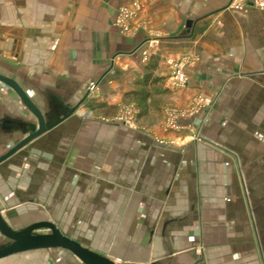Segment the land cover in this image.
I'll list each match as a JSON object with an SVG mask.
<instances>
[{"label": "crops", "instance_id": "obj_1", "mask_svg": "<svg viewBox=\"0 0 264 264\" xmlns=\"http://www.w3.org/2000/svg\"><path fill=\"white\" fill-rule=\"evenodd\" d=\"M124 1L0 0V75L19 84L39 110L47 109V102L56 106L61 103L59 109L72 108L87 98L90 83L97 84L95 96L102 105L115 107L125 99L124 94L133 91L134 78L142 73L140 53L146 38L150 53L159 55V76L166 75L167 61L195 54L196 60L186 70V93H203L216 105L230 98L238 107L245 103L253 106L255 111L249 115V121L254 123L250 122L249 134H264V130H259V123L264 120V11L250 6L235 10L229 7L232 0H147L148 32L126 37L113 25L116 10ZM188 22L190 29L186 32ZM27 125V109L11 89L0 84V155L23 138L18 139V135ZM109 127L96 135L79 133V141L93 138L95 143H80L81 154L75 148L73 156L64 158V164L72 168L66 166L62 172L67 177L62 190L78 195L74 203L78 207L63 203L66 212L93 209L94 226L101 227L97 232L113 231L115 255L125 256L133 264L159 259L164 264L262 263V250L257 243L253 252L248 245L242 246V259L233 257L229 262L218 249L222 246L213 245L209 237L213 235L212 221L209 223L212 219L205 216L202 208L194 206L199 199L196 202L191 195L190 184L197 181L195 172H199L194 159L196 150H148L144 146L135 152L116 153L114 129ZM233 133L239 138L242 129L239 127ZM102 141L104 152H99L102 144L98 143ZM89 147L90 154H85L83 149ZM28 148L29 144L0 164V187L10 189L3 191L0 201L11 205L12 201L27 197L26 193L32 190L31 175L39 178L38 173L45 176V196L54 195L51 161L41 165L37 158H30ZM21 154V162L17 158L13 160L17 165H7ZM18 177L10 183L11 178ZM130 183H140V189L152 199L141 202L127 196L123 200L119 194L121 186L129 187ZM164 191L168 192L167 197ZM14 205H19L14 213L24 209L19 203ZM29 205L35 207L33 202ZM53 206L52 200L46 201L48 210L53 212ZM244 213L236 224L247 220ZM201 240L211 243L204 258H198L193 249ZM214 254L218 260L213 259ZM19 255L0 259V264L20 262L10 261ZM31 258L37 255L24 257Z\"/></svg>", "mask_w": 264, "mask_h": 264}, {"label": "rangeland", "instance_id": "obj_2", "mask_svg": "<svg viewBox=\"0 0 264 264\" xmlns=\"http://www.w3.org/2000/svg\"><path fill=\"white\" fill-rule=\"evenodd\" d=\"M132 1L125 0L117 8L114 16V27L119 30L120 34L126 37L148 32L150 21L145 10L147 0H140V11L132 16V19L128 22L130 30L128 32L122 31L121 26L119 25V27L117 24V16L119 10L123 7H130ZM148 41H146V38L144 39L143 46L145 48L140 55L143 52H147L150 56L156 55L159 57L157 53H150V43ZM195 60L196 55L191 53L180 57V59L165 63L167 67L165 70L166 75L161 77H166L163 88L167 92L153 98V101L148 103V113L141 119L137 117L140 113L137 106L125 99H122L118 106L113 107L114 109H110L109 107L111 106L106 103H104L106 105L104 109L99 110L96 108L102 105V103L95 96L97 84L90 83L87 88V98L79 104L70 119L58 125V127L43 135V137L29 143L30 158H37L41 165H44V162L50 164L51 161L53 170L51 176L54 179L52 192H54V195L50 198L45 196V176L38 173L39 178H35L31 175L32 190L29 192L26 190L27 197L14 200L11 202V205L7 201H0V205H3L1 213L3 212L2 216L5 222L13 230H21L30 225V223L36 222L37 219L39 221L46 220L53 223L60 233L76 242L78 241L88 250L97 252L111 259L116 264H133L127 261L125 256L119 257L115 255L113 242L115 234L112 233L113 231L105 234L97 232V229L101 227L97 228L94 226L96 221L93 209H84L82 211L76 209V212H66L64 210V202H67L66 205L73 203L75 207H78L75 205L78 195H70V191L66 190L63 193L64 191L62 190V186H66L67 184V177L62 172L64 173L66 166L69 170L72 168L64 164V158H68L69 155L73 156L75 148L79 149V153L81 154L82 151L80 150L82 148L80 143L90 144V141L95 143L93 138L79 141L77 139L79 133L85 132L88 134L87 136L90 133L96 135L105 131L110 126L109 128L114 129L113 142L115 143L114 152L116 153H121V151L135 152L143 149L144 146L148 150H196L194 159L196 164H198L199 172H195L197 181L190 184L191 191H193L191 195L196 197L194 201L197 202L199 199V204H194V206L202 208L204 213L206 212L205 216H210L212 219L209 223L212 221L211 228H213V235L209 237H211L213 245L218 244L217 247L222 246L218 249L222 251V257H225L229 262V259L231 260L233 257L242 259L243 248L247 245L251 252H253L254 248L252 247L257 243L262 250L261 264H264V134L257 136V133H255L256 137L249 134V128H251L250 122L254 123V120L249 121V115L255 111L253 106L245 103L244 106L241 104L238 107L232 104L230 98L223 100L222 104L216 105L213 99H210L203 93L197 92L193 96L187 94L188 79L186 70ZM180 62L187 64L184 71L186 81L177 87L172 84V80L170 79L171 68L168 63L179 64ZM143 64L145 65V63ZM92 85L94 87L93 90L90 88ZM245 99L247 98L245 97ZM245 99H240V101L242 102ZM58 104L61 105V103ZM45 105L49 107L47 109L42 107L41 110H38L41 114H44L49 124L56 122L68 110L65 107H63L64 109L61 107L59 109V105L56 106L52 102H47ZM27 115L28 125L26 128H23L24 132H27L31 127L36 128L37 125L35 118L28 111ZM239 116L240 119H237ZM261 121L262 123H259V130L263 131L264 120L261 119ZM239 127L242 129V136L238 138L233 132L235 129L238 130ZM117 131L119 132L116 133ZM22 135L19 134L18 139L23 137ZM250 138L257 139V141L255 142L254 140L252 142ZM240 139L242 143H240ZM125 143L126 145H124ZM98 144H102L99 145V152H104L103 141ZM220 148L232 155L221 151ZM199 149L203 151H199ZM83 150L86 152L85 154H90V147ZM198 151L203 152L204 155ZM15 156L17 157H13L15 159L9 162L10 165L9 163L7 164L9 167H12V164L17 165L18 162L13 160H16L19 156H23V154ZM18 160L21 162L19 158ZM201 164L202 170H200ZM13 179L17 181L19 177L11 178L10 183ZM130 184L131 187L121 186L123 187L122 193L119 194L123 196V200L127 196L128 199L140 200L141 202L148 198L152 199V196L147 191L145 192L140 189V183ZM3 191L7 192L10 189L8 187H5V189L0 187V196H2ZM164 194L166 197L169 195L166 191H164ZM49 199L54 202L53 212L46 207V201L48 203ZM14 202L23 205L24 209L14 213L16 207H19V205L13 206ZM32 202L35 206L33 207L34 209L29 205ZM246 203H248V207ZM5 211L9 212V215ZM244 211L247 220L245 219L246 221L241 225L240 222H237L239 225L236 224V219L241 218ZM177 214L181 216L179 213ZM196 217V215H193V219L196 220ZM230 220H232V224ZM46 232L45 230H39L36 233L46 234ZM5 242L6 240L0 235V245ZM208 244L211 243L207 242L206 244L201 240V242L194 245L193 249L197 253L198 258L207 257ZM242 246L244 247L242 248ZM31 255H37V258L24 259V257ZM19 256L18 259L15 258L10 261L20 260V262H13L14 264H82L66 251L59 249L32 251L31 253H23ZM213 259L218 260V257L214 254ZM162 262L159 259L147 264H164ZM135 264L146 263L140 262ZM171 264L179 263L174 261Z\"/></svg>", "mask_w": 264, "mask_h": 264}, {"label": "water", "instance_id": "obj_3", "mask_svg": "<svg viewBox=\"0 0 264 264\" xmlns=\"http://www.w3.org/2000/svg\"><path fill=\"white\" fill-rule=\"evenodd\" d=\"M190 29V23L186 24V32ZM0 84L11 89L20 99L25 109L36 120V128L31 127L27 132H21L23 138L18 140L11 149L0 155V164L12 157L15 153L27 147V144L43 136L58 126L59 123L68 119L81 103L74 105L66 111V114L60 116L52 124L46 121L44 114L37 109L31 99L25 94L23 89L13 79L0 75ZM39 230L47 231L46 234H37ZM0 235L6 240L0 245V259L31 252L33 250L59 249L72 254L82 264H116L97 252H92L83 247L78 241L68 238L60 233L57 227L48 221H36L24 227L21 230H13L4 220L0 212Z\"/></svg>", "mask_w": 264, "mask_h": 264}, {"label": "trees", "instance_id": "obj_4", "mask_svg": "<svg viewBox=\"0 0 264 264\" xmlns=\"http://www.w3.org/2000/svg\"><path fill=\"white\" fill-rule=\"evenodd\" d=\"M158 56L151 55L142 68L141 75H136L134 78V89L131 92L124 94L125 99L135 104L140 111L138 119L145 117L148 113V103L153 101V98L166 94L167 90L163 88L166 77L159 76L156 71L158 69ZM106 105H99L98 109H104ZM114 109L113 107H109Z\"/></svg>", "mask_w": 264, "mask_h": 264}, {"label": "built area", "instance_id": "obj_5", "mask_svg": "<svg viewBox=\"0 0 264 264\" xmlns=\"http://www.w3.org/2000/svg\"><path fill=\"white\" fill-rule=\"evenodd\" d=\"M245 6H250L253 9H258L264 11V0H251L249 4H247L246 0H232L229 7L235 10H241ZM141 9L140 0H133L130 7H123L119 10L117 16V24L120 25L123 32H128L130 30L129 21L132 19V16L137 14ZM119 26V27H120ZM150 54L147 52H143L141 55V62L146 63L149 59ZM171 68L170 79L172 80V84L175 86H179L183 84L185 79V67L186 63L180 62L179 64L168 63ZM91 90L94 89L93 85L90 87Z\"/></svg>", "mask_w": 264, "mask_h": 264}]
</instances>
